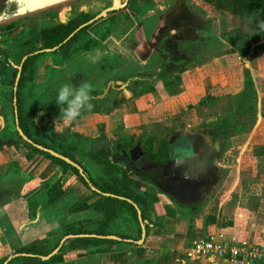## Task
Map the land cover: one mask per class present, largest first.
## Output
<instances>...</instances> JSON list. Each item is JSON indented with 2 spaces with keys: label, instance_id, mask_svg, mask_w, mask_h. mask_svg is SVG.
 I'll list each match as a JSON object with an SVG mask.
<instances>
[{
  "label": "rangeland",
  "instance_id": "rangeland-1",
  "mask_svg": "<svg viewBox=\"0 0 264 264\" xmlns=\"http://www.w3.org/2000/svg\"><path fill=\"white\" fill-rule=\"evenodd\" d=\"M108 4L109 0H69L1 22L0 62L6 52L11 69H7L6 83L0 88L10 87L13 69L20 65L23 53L36 51L39 55L26 76L25 98L29 95L35 103L33 90L37 85L33 86V82L42 80L46 81L38 85L53 103L64 84L79 86L90 82L93 92H100L108 78L123 81L138 68L149 67L140 61V47L135 46V39L142 31H155L178 4L186 19L181 29L189 34L178 40L185 62L164 73L150 85L151 89L146 84L136 89V93L147 94L144 99L148 97L146 106L150 110L142 140L153 137L159 144L168 133L182 129H231L221 137L216 184L211 191L195 209H183L170 201L166 212L196 217L202 225L199 239L212 237L236 245L245 243L247 249L264 247V89L246 73L251 71L247 56L254 50L252 46L264 38V31L258 27L264 21V0H128L127 8L108 13L98 24L83 29L79 42L68 49H42V28L65 23L80 8L94 14ZM236 61V70L228 68ZM2 98L0 93V101ZM84 145L87 150L90 148L89 144ZM82 152L80 155L85 153ZM119 224L120 232L129 233ZM131 224L134 226L133 221ZM134 227L129 234L137 237ZM187 259L192 263L204 260ZM246 260L248 264H264V258L259 260L258 256Z\"/></svg>",
  "mask_w": 264,
  "mask_h": 264
},
{
  "label": "crops",
  "instance_id": "crops-1",
  "mask_svg": "<svg viewBox=\"0 0 264 264\" xmlns=\"http://www.w3.org/2000/svg\"><path fill=\"white\" fill-rule=\"evenodd\" d=\"M260 40L263 41L254 44V50L247 56L251 71L246 73L251 74L256 86L259 83V87L264 89V38ZM230 65L228 68L236 70L239 62ZM45 81H34L33 86ZM262 94L258 91L260 97ZM50 95L53 97V92ZM146 95L138 93L120 103L112 104L109 100L97 102L91 111L83 112L79 118L68 123L62 120L59 112L55 123L60 128H66L69 134H78L83 140L105 136L109 141L132 145L143 136L142 128L150 117V110L146 106L148 97L144 99ZM5 114L10 121L8 110H5ZM34 122L39 131L45 132L46 112H36ZM156 141L154 138L153 152L160 145ZM132 185L145 193L151 204L150 210L145 212L149 230L142 244L74 237L67 239L63 250L49 259L21 257L11 264H210L202 259H192L196 260L192 263L185 253L202 235V225L198 219L167 213L165 207L170 201L164 193L152 190L153 186L148 182L132 177ZM60 190L61 194L56 196ZM99 201L100 197L88 190L71 171L62 172V167L37 151L21 144L1 146L0 264L16 249L58 231V208L72 210L82 202L92 206ZM118 217L129 233L135 230L136 223L126 210L120 211Z\"/></svg>",
  "mask_w": 264,
  "mask_h": 264
},
{
  "label": "trees",
  "instance_id": "trees-1",
  "mask_svg": "<svg viewBox=\"0 0 264 264\" xmlns=\"http://www.w3.org/2000/svg\"><path fill=\"white\" fill-rule=\"evenodd\" d=\"M89 17L90 15L88 14L84 15L83 20L85 21ZM83 20L81 22H83ZM76 26L77 24L69 26L64 23H57L42 28L40 30L41 40L43 42L42 49L57 47L59 50L65 48L67 45H71L76 40L78 32L73 34L70 39L66 40V38ZM11 49L13 50V48ZM3 55V60L0 62V84L6 83L5 73L7 69H11L6 62L8 57L6 52ZM38 55L39 53L32 54L26 51L21 56V59L23 57H25V59L21 63L22 69L15 92L13 86L18 71L17 69H13L14 74L11 81H9L10 87H5L4 89L0 88V93H2V99L4 100L1 99L0 105L2 115L5 117L6 121L4 128H0V147L3 145L21 144L28 149L37 151L48 160L62 167V172L71 171L88 190L100 197V201L92 206L86 202H82L72 210L66 207L58 208V231L49 233L42 238L36 239L16 249L14 253L17 255L12 257L7 264H11L12 261L23 257L21 253H26V257L32 258L46 256L58 246L59 241L66 235H72L77 238L82 236L87 239L116 242L128 239L130 240L129 242H133L139 239L141 234L137 209L140 211L142 221H144L145 212L150 210L151 207L146 194L133 187L132 177L139 178L146 182H152L141 173L132 170L131 166L124 161L122 149L127 148L126 145L117 141L111 142L112 144L110 145V141L105 136L83 140L78 134H69L66 128L58 127L55 123V118L56 114L60 112V108L56 102L53 103L48 97L44 96V88L40 87L42 85H37L35 90H33L35 103L32 102L29 95L25 98L24 89L27 83L26 76H29L32 62ZM38 88L41 90L39 93L36 91ZM149 89H151V87H149L148 90ZM14 97L16 98L17 106V124L14 116ZM40 99H42L41 103ZM37 103L39 104L37 105ZM5 105H7V107ZM5 110L9 112L10 121L5 114ZM40 110L46 112L47 126L45 132L39 131L34 122V115ZM17 128L21 130L22 134L19 133ZM230 129L231 127L222 126L218 132L225 136L230 132ZM23 136H25L28 141L25 140ZM153 141V137H149L142 142V147L146 156L156 161L163 160L166 155L164 139L160 140L157 152L152 151ZM85 143L90 146L88 150L84 145ZM33 144L52 149L68 157L80 166L82 173H80L77 167L53 156L47 151L38 149ZM82 151H85V153L80 155L83 153ZM79 156L87 160L84 162ZM97 170L101 172L97 173ZM99 177H101V179ZM92 187L94 189H92ZM61 192V190L58 191L56 196H59ZM185 209L188 208L185 207ZM122 210H126L131 219L136 223L137 237L129 233L120 232L119 223H121V221L118 214ZM82 212L85 213L79 216ZM156 225L162 226V223H157ZM145 229L147 235L149 223H145ZM110 235H115L120 239H108L107 236ZM68 240L63 242L58 252L63 250Z\"/></svg>",
  "mask_w": 264,
  "mask_h": 264
},
{
  "label": "flooded vegetation",
  "instance_id": "flooded-vegetation-1",
  "mask_svg": "<svg viewBox=\"0 0 264 264\" xmlns=\"http://www.w3.org/2000/svg\"><path fill=\"white\" fill-rule=\"evenodd\" d=\"M118 3V7L109 9L110 7L114 6V0H109L108 5L104 6L94 14L91 11H83V9L80 8L79 11H77L74 15L69 16L67 21L64 23L69 26L77 24L75 29L69 33L66 40L70 39L73 34L78 32L76 40L71 45L76 44V42H79L81 38L83 29L98 24L99 19L105 18L108 13L123 10L128 6V0H118ZM175 6L176 7L172 9V12L170 11V13L168 12L164 16L162 25L157 27L155 31L152 30V32H150L146 30L144 31L145 33L142 31L138 35L139 37L135 39V41L138 40V43H135V46L138 45V47H140V51L137 54L140 61L143 64H148L149 67L138 68L135 73H131L123 81H119L120 78H108L104 82L100 92L94 93V91L92 93L93 105L96 106L97 102H105L109 100V98L111 99L112 104L125 102L126 100L131 99L136 94H138L136 93V89L140 88L144 84L150 87V85H152V83L159 79L164 73L181 66L179 64L182 60H185V57L179 52L178 40L182 37V35L189 36V34L186 31H182L181 29L182 23L186 22V19L183 18L184 15L182 14L183 11L181 10V7L178 4ZM102 12L104 14L98 16L99 14H102ZM87 14L90 15V17L84 21V15ZM82 20L83 22H81ZM105 26L106 24H104L103 29ZM89 39L85 41L86 44L90 42ZM69 46L70 45H67L65 49H68ZM22 59L19 64L24 61H22ZM111 68L116 69L114 66ZM155 73H158V77L150 81L148 78L152 77V75ZM104 89H106V94L101 96ZM128 93L131 96L128 97ZM187 137L192 139L194 138L198 142L203 141L204 143H202V146H200L201 153L199 155V166L205 167L207 169V173L203 182H200L197 187L183 185V182L180 179H171L170 173L165 174L167 171L166 165L169 161V146H174L175 143L180 141L178 139H185ZM221 137L222 134H220L218 131H211L208 129H182L168 133L162 138L164 139L166 147V155L164 156L163 160H152L146 156L145 152L139 161H135L130 158L128 150L132 148L137 141L143 142L142 137H140L132 145L122 149L125 150V153H122L124 154V161H126L127 164L131 166L132 170L141 173L143 176L151 180L152 183H148L155 187V189L158 191L164 193L169 201H173L183 209H185V207L188 209H195L197 208V205L200 203V201L216 184V164L218 154L221 151Z\"/></svg>",
  "mask_w": 264,
  "mask_h": 264
},
{
  "label": "water",
  "instance_id": "water-1",
  "mask_svg": "<svg viewBox=\"0 0 264 264\" xmlns=\"http://www.w3.org/2000/svg\"><path fill=\"white\" fill-rule=\"evenodd\" d=\"M69 0H0V23L19 17V16H23L25 14L28 13H32L35 12L37 10L43 9V8H47L49 6H53L62 2H66ZM118 0H114V6L110 7L109 9H113L118 7ZM108 10V9H107ZM104 13L102 12V14H99L98 16L103 15ZM97 18V17H96ZM56 49V47H53L52 49L49 50H54ZM25 59V57H23L22 61ZM185 62V60H182L180 62L179 65H182ZM182 63V64H181ZM22 69V65L20 64L17 67V74L15 77V81H14V86H13V90L14 92L17 89V85H18V80L20 77V71ZM158 77V73H155L154 75H152V77L148 78L150 81L153 79H156ZM106 94V89L103 90V93L101 94V96ZM128 97L131 96L129 93L127 95ZM13 106H14V116H15V120H16V124H17V106H16V98H13ZM5 126V121L3 116L0 114V128H4ZM19 133L22 134L21 130L19 128H17ZM185 131V130H184ZM23 138L25 140H27V138L25 136H23ZM180 141H178L177 143H175L174 146H169V150H168V156H169V161L167 162V171L165 172V174L170 173V178H177L180 179L183 182V185H191L194 187H197L199 185L200 182H203L206 173H207V169L205 167L199 166L200 161H199V155L201 153L200 150V146H202L203 141H196V139H192V138H185V139H178ZM182 140V141H181ZM184 140V141H183ZM28 141V140H27ZM204 144V143H203ZM35 147H37L40 150H44L47 151L49 153H51L53 156H56L62 160H64L65 162L77 167L80 171V173H82V170L80 168V166H78L75 162H73L72 160H70L68 157L63 156L57 152H55L52 149H47L44 148L41 145L38 144H33ZM123 153H125V150H122ZM128 153L130 155V158L135 160V161H139L141 160V157L144 155V149L142 147V142L141 141H137L135 143V145L130 148L128 150ZM92 189H94L92 187ZM137 217L138 220L140 222V228H141V234H140V238L138 240H136L135 242L138 244H142L144 242V239L146 237V229H145V223L146 221H142L141 218V214L140 211L137 209ZM82 237V236H80ZM69 238H74V236L72 235H66L64 236L60 241L58 246L48 255L46 256H41V259H49L50 257L54 256L60 249V247L62 246L63 242ZM108 239L111 240H119L120 238L115 236V235H110L107 236ZM125 241H130L128 239H126ZM17 254L14 253L13 255L8 256L2 264H7V262L14 256H16ZM22 256H27L26 253H21Z\"/></svg>",
  "mask_w": 264,
  "mask_h": 264
},
{
  "label": "built area",
  "instance_id": "built-area-1",
  "mask_svg": "<svg viewBox=\"0 0 264 264\" xmlns=\"http://www.w3.org/2000/svg\"><path fill=\"white\" fill-rule=\"evenodd\" d=\"M245 243L236 245L220 239L204 238L193 243L187 256L191 259L204 258L210 264L233 262L237 264H248L246 258L251 260L258 256L259 260L264 258V247L247 249Z\"/></svg>",
  "mask_w": 264,
  "mask_h": 264
},
{
  "label": "clouds",
  "instance_id": "clouds-1",
  "mask_svg": "<svg viewBox=\"0 0 264 264\" xmlns=\"http://www.w3.org/2000/svg\"><path fill=\"white\" fill-rule=\"evenodd\" d=\"M258 27L264 31V21H260ZM93 91L94 86L90 82H82L79 86L64 84L59 88L56 103L60 108V117L65 123L74 121L83 112L93 109Z\"/></svg>",
  "mask_w": 264,
  "mask_h": 264
}]
</instances>
